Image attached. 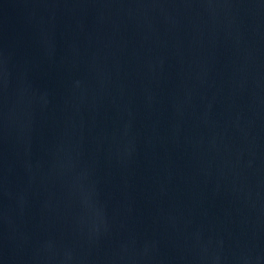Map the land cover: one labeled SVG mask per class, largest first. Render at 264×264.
<instances>
[{
    "label": "water",
    "instance_id": "1",
    "mask_svg": "<svg viewBox=\"0 0 264 264\" xmlns=\"http://www.w3.org/2000/svg\"><path fill=\"white\" fill-rule=\"evenodd\" d=\"M0 264H264V0H0Z\"/></svg>",
    "mask_w": 264,
    "mask_h": 264
}]
</instances>
